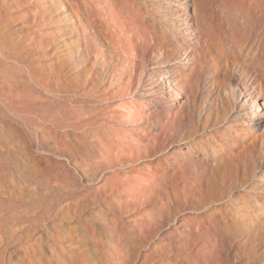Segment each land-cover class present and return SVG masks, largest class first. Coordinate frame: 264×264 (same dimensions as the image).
<instances>
[{
	"label": "rangeland",
	"instance_id": "1",
	"mask_svg": "<svg viewBox=\"0 0 264 264\" xmlns=\"http://www.w3.org/2000/svg\"><path fill=\"white\" fill-rule=\"evenodd\" d=\"M0 59L13 89L0 116L35 156L15 178L34 175L31 196L61 210L35 228V254L264 264V126L230 96L240 81L264 109V0H0ZM24 249L10 247L13 264Z\"/></svg>",
	"mask_w": 264,
	"mask_h": 264
},
{
	"label": "bare ground",
	"instance_id": "2",
	"mask_svg": "<svg viewBox=\"0 0 264 264\" xmlns=\"http://www.w3.org/2000/svg\"><path fill=\"white\" fill-rule=\"evenodd\" d=\"M70 8H71L72 12H75L74 9H72V7H70ZM72 37H70V38H72ZM85 47H84V49H87ZM162 67L163 66H161V69H162ZM152 69H155V68L152 67ZM153 71L155 72V70H153ZM160 71H162V70H160ZM4 72H5V64L0 59V91L3 92V93L4 92L8 93V95H10V97H13V89H12L11 83L8 82L6 80V78H4L2 76V74ZM111 74H112V72H111ZM162 78L165 79L164 76L161 77V79ZM166 78L169 80L168 86H172L173 87V93H172L173 98H174L173 100L174 101L175 100H179V98H180L179 88L176 85H174V86L172 85V81L173 80H172V78L170 76H166ZM236 82L239 84L240 81H236ZM237 83H236V86H234L233 90L231 91V95L230 96L232 97V99H234L236 101L245 102L248 106H250L251 109L255 108L256 111L253 110L254 111L253 114H255V112H257L258 116H257L256 120L260 122V125L264 126V109L261 106V104H259V102H258V96L256 98V96H254L253 94H248V93L240 95V93H242V91H241L242 88ZM244 88H245V85H244L243 89ZM224 92L225 93H229L227 90H224ZM246 92H248V91H246ZM245 112H246V110H245ZM188 122L193 123V121L190 120V119H188ZM0 123L5 128V129L2 130L1 134H3V138H4L5 142H6V143L0 142V183L4 185V188L2 190V196H0V207L5 205V203H13L15 205L18 204L17 208H19L18 209L19 213H17L16 210H15V212L13 211V214L0 215V231L3 230V229H7V228H8V230L9 229L11 230L10 232L8 231L10 233V237L9 238H7L6 240H0V264H13L10 247L11 246H15V245H17L18 247H24L25 246L24 252L22 251V253L25 256V258L26 259L28 258V259H27V261H22L20 264H59L58 263L59 261H57V260L56 261H51V259L48 257L49 256L48 255V250L53 253V250L56 249V247L54 245H49V244L45 245V248H44L45 253L44 254H40V255L35 254L33 252V250L31 249V247L33 246L34 239L36 238V236H38L37 234L34 233V231L36 230L35 228L37 226H45V225H47L48 221H51V223H53V222L55 223L54 219L59 216V214L61 213V210H59L58 206H55L53 208L51 207V204H50L49 198H48L49 195L48 196L40 195L38 197H32L31 196V194H32V190L31 189L36 183V179H33L34 175L31 176V175H27L28 173H25V174L23 173L24 176L22 177L21 181L15 178V175H14L13 171L15 169L19 168V165L21 163L26 165L25 169L27 170V172H29L30 170H33L35 168V156H34V152H33V149L31 147V144H30L31 140H30V138L28 137L27 134L20 132L19 129L17 128V126H14L8 119L3 118L2 116H0ZM34 133L36 135V132H34ZM19 139L23 141V147L21 148V150H18L17 147L15 146L17 140H19ZM5 144H9V145L14 146L15 151H17L19 153L20 157L22 158L21 159L22 162H18L16 160L12 159V157L9 154L3 153V150L5 148ZM5 158L7 160H5ZM127 190H128V188L126 189V191ZM48 192H50V191H48ZM127 193H129V192H127ZM132 193H134V192H132ZM60 197H62V196H60ZM123 205H125V204H123ZM13 207H14V205H13ZM140 221H142V218H141ZM95 223H96V221H95ZM46 228H49V227L46 226ZM143 228H144V225H143ZM40 233H41V231H40ZM40 233L38 232V234H40ZM28 246H30V249H28ZM96 246H97V244H96ZM114 248H116V246ZM118 251H119V249H118ZM117 257H119V256H117ZM94 262H96V261H94ZM73 264H83V262L79 261L78 259H76V260L73 261Z\"/></svg>",
	"mask_w": 264,
	"mask_h": 264
}]
</instances>
